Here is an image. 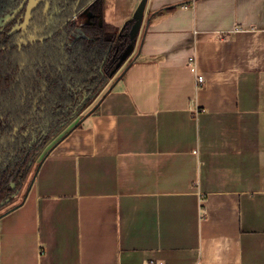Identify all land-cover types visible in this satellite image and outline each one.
<instances>
[{
	"label": "crops",
	"instance_id": "1",
	"mask_svg": "<svg viewBox=\"0 0 264 264\" xmlns=\"http://www.w3.org/2000/svg\"><path fill=\"white\" fill-rule=\"evenodd\" d=\"M107 1L122 28L142 0ZM141 33L0 218V264H264V0H148Z\"/></svg>",
	"mask_w": 264,
	"mask_h": 264
},
{
	"label": "trees",
	"instance_id": "2",
	"mask_svg": "<svg viewBox=\"0 0 264 264\" xmlns=\"http://www.w3.org/2000/svg\"><path fill=\"white\" fill-rule=\"evenodd\" d=\"M21 2L0 0V18L16 9ZM174 8L159 14L171 12ZM94 11L95 24L80 27L81 32L76 36L72 35L76 32L75 25L70 26L65 39L61 35L45 45L38 43L34 51L32 48L25 51L29 53L26 57L19 54L17 46H13L16 35H10V28L15 22L0 33V218L18 206L7 208L14 195L36 174L52 148L79 126L70 127L51 144L52 139L65 128L64 124H68L76 112L87 110L122 69L112 75L121 54L131 43L132 23L127 24L122 34L119 28L104 21L103 0L94 6ZM61 37V42L69 40L64 47L58 41ZM46 45L49 49L43 47ZM37 71L41 74L37 75ZM43 71L55 73L45 77ZM34 80L37 81L35 86L39 87L37 94L32 91ZM85 96L89 99L78 109ZM99 103L87 115L98 112ZM15 129H18L16 134ZM34 129H37L40 139L31 146L30 136ZM47 148L36 165L37 158ZM4 208L7 209L2 212Z\"/></svg>",
	"mask_w": 264,
	"mask_h": 264
},
{
	"label": "flooded vegetation",
	"instance_id": "3",
	"mask_svg": "<svg viewBox=\"0 0 264 264\" xmlns=\"http://www.w3.org/2000/svg\"><path fill=\"white\" fill-rule=\"evenodd\" d=\"M99 1L101 0H43V2H41V4L38 5L36 8H34V10L32 11V18L30 20V23L27 29L23 30L22 28H20L14 34L16 36L13 38V41H12L14 43L13 46H17L18 47L17 50L19 54L26 57L29 53L25 51H28L31 48H32L31 50L34 51V47L36 48L38 43L45 45V43L47 42H50V41L53 42V40L56 39L57 36H61V35L63 37L66 36V30L70 26L75 25L76 32L72 35L76 36L77 34L81 32L80 27L86 24L93 25L96 23L95 22L96 12L94 11V6ZM23 3H24V0H22L21 4L16 9H18ZM27 6H28V2L24 5V7L21 9V11L16 15L15 19L12 21L15 23L10 28V32L14 26L16 25L21 26L24 23L28 15ZM16 9L12 10L9 14H11ZM84 15L87 17V21L85 23H82L80 19ZM128 23L129 22H127L122 28H119L120 33L123 34V29L127 26ZM7 26L3 29V31L7 29ZM126 35L127 34H124L125 37H128V35L127 36ZM65 38L66 37H64V39ZM61 40H62V37L58 39L59 42H61ZM61 43H62V46L64 47V45L69 43V40L67 39L66 41L64 42L62 41ZM43 47L45 49H49L48 45H46V47L45 46ZM31 54L34 55V53H31ZM54 73L55 71H43L42 72V74L45 77L51 74H54ZM36 74L39 75L41 74V72L37 71ZM36 83L37 81L34 80V86H33L32 91L37 94L39 91V87L35 86ZM88 99L89 97L85 96L80 102L78 109L81 108V106L84 105ZM35 102L37 103L38 100H36ZM85 111L83 110L82 112H76L75 115L69 120V123L66 125L64 124V127L66 128L67 125L77 120L78 118L81 119V117L84 116ZM33 122L35 123L36 121H33ZM16 130L18 129H15V134L18 132V131L16 132ZM26 137H28V135H26ZM39 139L40 137L38 136V131L37 129H34L33 134L30 136V141L32 142L30 145L33 146V144L37 143Z\"/></svg>",
	"mask_w": 264,
	"mask_h": 264
},
{
	"label": "water",
	"instance_id": "4",
	"mask_svg": "<svg viewBox=\"0 0 264 264\" xmlns=\"http://www.w3.org/2000/svg\"><path fill=\"white\" fill-rule=\"evenodd\" d=\"M104 1V0H103ZM28 2V15L27 18L25 19L24 23L19 26L16 25L13 27L11 30L10 34L14 35L20 28L23 30H26L30 20L32 18V11L34 8H36L38 5L43 2V0H24V3L15 11H13L11 14H8L2 18H0V33L3 31V29L10 23L12 22L16 15L21 11V9L24 7V5ZM148 0H142L140 5L138 6L137 10L135 11L133 18L129 21V23H132V28L129 33L131 43L128 45L126 50L121 54L119 62L113 71V74H116L122 67L123 65L128 61V59L133 55L135 49H136V44L138 41L139 34L141 32L143 22L145 19V11L147 7ZM18 130H16L17 132ZM14 186V185H13Z\"/></svg>",
	"mask_w": 264,
	"mask_h": 264
},
{
	"label": "rangeland",
	"instance_id": "5",
	"mask_svg": "<svg viewBox=\"0 0 264 264\" xmlns=\"http://www.w3.org/2000/svg\"><path fill=\"white\" fill-rule=\"evenodd\" d=\"M128 2H125V10L126 9H128V6L129 5H126ZM112 4L113 3H109V1H107V0H104V8H106V6H107V8H108V12L105 14V12H104V17H103V19H104V21H106V22H110V24H112V25H114L115 27H117V28H120V25H121V22H122V20H123V14H121V12H119V14L116 16V17H114V18H112V17H110L111 15H112V11H113V8L111 7L112 6ZM124 10V9H123ZM124 10V11H125ZM106 11V10H105ZM80 21L82 22V23H85L86 21H87V17L84 15L83 17H81V19H80ZM145 28V24H144V27H143V29ZM141 31H142V29H141ZM142 33L140 32V34H139V37H138V40L140 39V37H142ZM138 42V41H137ZM135 52V51H134ZM134 54V53H133ZM133 56V55H132ZM131 56V57H132ZM131 57L128 59V61L125 63V65L130 61V59H131ZM124 65V66H125ZM124 66L122 67V69L124 68ZM121 69V70H122ZM120 72V71H119ZM119 73L111 80V82H109L107 85H106V87H105V89H104V91L100 94V96L92 103V105L84 112V115H87L88 114V112L92 109V107H94L95 105H97L98 103H99V101H100V99H101V97H102V95H103V93L106 91V89L108 88V87H110V85H111V83L114 81V79L116 78V77H119ZM82 118L83 117H81V120H82ZM79 121V120H78ZM77 122V121H76ZM71 124H69V125H67V127L66 128H64L63 130H62V132H60V134L59 135H57V136H55L53 139H52V141L50 142L51 144H54L55 142H57L63 135H64V133L66 132V130L68 129V127H73L75 124H73V126H70ZM48 150V148L44 151V153L43 154H41V156L40 157H38L37 158V160H36V165L39 163V161L43 158V156H44V154H45V152ZM33 171H35V169L33 170ZM30 182H31V180H30ZM14 186H13V188H16V184H13ZM23 190V189H22ZM21 190V191H22ZM20 191V192H21ZM20 201H21V195L18 197V194L17 195H14V197H13V200L11 201L12 203L7 207V208H11V207H14V206H16V205H18L19 203H20ZM7 208H4L3 210H2V212L3 211H5Z\"/></svg>",
	"mask_w": 264,
	"mask_h": 264
},
{
	"label": "built area",
	"instance_id": "6",
	"mask_svg": "<svg viewBox=\"0 0 264 264\" xmlns=\"http://www.w3.org/2000/svg\"><path fill=\"white\" fill-rule=\"evenodd\" d=\"M186 8H188V7H186ZM188 64H189V67H190L191 71L196 76V81H197L198 86L199 87H203L205 85L206 79L198 71V66H197V63H196V58L195 57H190L189 58V61H188Z\"/></svg>",
	"mask_w": 264,
	"mask_h": 264
}]
</instances>
